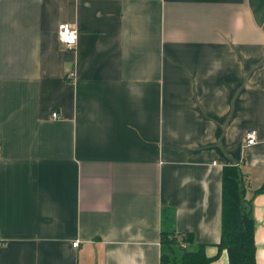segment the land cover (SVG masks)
I'll list each match as a JSON object with an SVG mask.
<instances>
[{
  "label": "crops",
  "instance_id": "0c3cea01",
  "mask_svg": "<svg viewBox=\"0 0 264 264\" xmlns=\"http://www.w3.org/2000/svg\"><path fill=\"white\" fill-rule=\"evenodd\" d=\"M226 165L264 264V0H0V264H228Z\"/></svg>",
  "mask_w": 264,
  "mask_h": 264
},
{
  "label": "trees",
  "instance_id": "16d2710c",
  "mask_svg": "<svg viewBox=\"0 0 264 264\" xmlns=\"http://www.w3.org/2000/svg\"><path fill=\"white\" fill-rule=\"evenodd\" d=\"M264 192V185L253 194ZM246 197L241 170L226 165L222 170L221 232L218 251L225 250L228 264H255L254 222ZM188 233L162 232L160 264H209L215 257L205 253V245H192Z\"/></svg>",
  "mask_w": 264,
  "mask_h": 264
},
{
  "label": "built area",
  "instance_id": "2783aa9c",
  "mask_svg": "<svg viewBox=\"0 0 264 264\" xmlns=\"http://www.w3.org/2000/svg\"><path fill=\"white\" fill-rule=\"evenodd\" d=\"M57 37L58 40L61 44L66 46L67 48H74L76 43H77V37H78V32L75 27H73L70 23L68 22H61L57 26ZM70 76H73V73H69ZM57 113L53 112L52 117H56ZM256 139V131L255 130H249L245 134V144L250 145L254 144ZM3 239L0 235V245H3ZM74 246L78 244L77 241H75Z\"/></svg>",
  "mask_w": 264,
  "mask_h": 264
}]
</instances>
